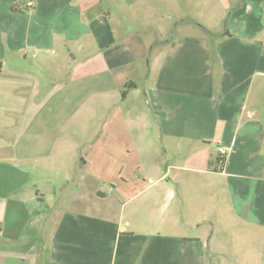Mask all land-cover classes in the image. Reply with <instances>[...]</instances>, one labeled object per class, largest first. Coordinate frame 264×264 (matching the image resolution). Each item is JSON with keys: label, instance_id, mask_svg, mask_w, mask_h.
Returning <instances> with one entry per match:
<instances>
[{"label": "crops", "instance_id": "crops-1", "mask_svg": "<svg viewBox=\"0 0 264 264\" xmlns=\"http://www.w3.org/2000/svg\"><path fill=\"white\" fill-rule=\"evenodd\" d=\"M0 264H264V0H0Z\"/></svg>", "mask_w": 264, "mask_h": 264}, {"label": "rangeland", "instance_id": "rangeland-1", "mask_svg": "<svg viewBox=\"0 0 264 264\" xmlns=\"http://www.w3.org/2000/svg\"><path fill=\"white\" fill-rule=\"evenodd\" d=\"M80 183V182H79ZM80 186V185H79ZM78 186V192H79V194H77L76 195V198L78 199V204H84L85 205V203H88L90 206H93V205H103L104 204V202L103 201H100L99 199H98V196H100L99 194H97V195H94V196H89V195H85L84 193H85V191H83L82 193H81V188ZM72 188H74V186H72ZM70 189V188H69ZM103 192H108L107 191V189H103ZM69 193H70V190H68V188L67 189H65L64 191H63V200H62V204H63V206H67V204H68V199H69ZM112 198V197H111ZM111 200V199H110ZM107 203V202H106ZM110 204L114 207L115 206V204H116V206H119V205H117L118 203L117 202H115V200H114V198H112V200L110 201ZM133 205V204H132ZM234 234V233H233ZM236 235H240V233L239 232H235V236Z\"/></svg>", "mask_w": 264, "mask_h": 264}, {"label": "built area", "instance_id": "built-area-1", "mask_svg": "<svg viewBox=\"0 0 264 264\" xmlns=\"http://www.w3.org/2000/svg\"><path fill=\"white\" fill-rule=\"evenodd\" d=\"M30 5H33L32 3ZM219 153L222 157H225V155L227 154V150L223 147L219 148Z\"/></svg>", "mask_w": 264, "mask_h": 264}, {"label": "trees", "instance_id": "trees-1", "mask_svg": "<svg viewBox=\"0 0 264 264\" xmlns=\"http://www.w3.org/2000/svg\"><path fill=\"white\" fill-rule=\"evenodd\" d=\"M224 162H225V160H224V159H222V160H221V165H223V164H224Z\"/></svg>", "mask_w": 264, "mask_h": 264}]
</instances>
